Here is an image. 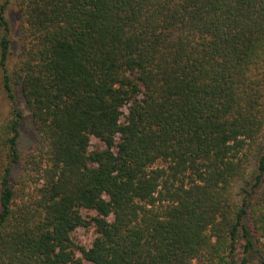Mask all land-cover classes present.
I'll return each instance as SVG.
<instances>
[{
	"label": "trees",
	"instance_id": "1",
	"mask_svg": "<svg viewBox=\"0 0 264 264\" xmlns=\"http://www.w3.org/2000/svg\"><path fill=\"white\" fill-rule=\"evenodd\" d=\"M14 1L0 264H264V0Z\"/></svg>",
	"mask_w": 264,
	"mask_h": 264
},
{
	"label": "rangeland",
	"instance_id": "2",
	"mask_svg": "<svg viewBox=\"0 0 264 264\" xmlns=\"http://www.w3.org/2000/svg\"><path fill=\"white\" fill-rule=\"evenodd\" d=\"M6 18L9 22L10 34L12 38L10 56L8 58L6 68L8 70V74L11 75L13 72L14 64L17 60V56L20 49V43H21V26H20L19 11L14 0H11V2L6 7ZM3 78H4V74L0 70V122L10 118L11 112L13 110L12 102L9 101L5 89H3L4 88ZM13 89L17 95V107H19V109L23 111L24 114V118L22 120V125L20 128V136L18 139V148L20 151H25L35 143L36 132L32 125L31 119L28 117V113L25 110V107L22 103L20 88L13 86ZM16 170L17 168H15V172ZM75 238L77 239V241L87 244L90 240V234L85 230H79L76 232ZM81 264H89V263L84 261Z\"/></svg>",
	"mask_w": 264,
	"mask_h": 264
}]
</instances>
